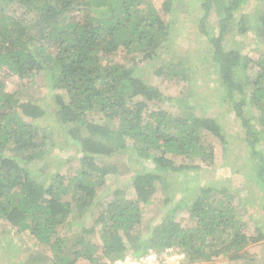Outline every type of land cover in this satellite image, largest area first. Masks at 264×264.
Returning a JSON list of instances; mask_svg holds the SVG:
<instances>
[{"label":"trees","instance_id":"trees-1","mask_svg":"<svg viewBox=\"0 0 264 264\" xmlns=\"http://www.w3.org/2000/svg\"><path fill=\"white\" fill-rule=\"evenodd\" d=\"M187 1L162 0L161 9L169 13L175 3ZM190 1L200 4L207 59L223 101L242 127L235 137L245 146L250 177L264 199V56L243 52L229 37L255 27L264 45V8L245 12L248 0ZM155 4L0 0V222L34 243L26 264H110L128 253L162 254L168 247L183 251L188 264H211L225 256L241 259L264 240L261 227L248 231L235 193L212 185L168 209L149 235L141 233L142 204L167 190L169 173L212 167L215 143L226 153L230 148L217 117L150 107L163 99L162 91L115 60L120 50L133 63L137 57L153 62L166 52L174 26ZM213 9L220 18L208 30ZM42 72L54 92L47 110L20 97ZM156 73L191 79L181 58L164 61ZM9 79L21 86H10ZM46 114L54 115L59 131L79 148L78 167L48 181L36 179L30 168L46 152L48 136L37 120ZM125 151L138 154L140 162L149 159L151 169L133 175L132 198L118 188L96 210L98 190L118 170L109 159ZM181 210L187 215L178 220ZM66 225H76L70 235L60 233Z\"/></svg>","mask_w":264,"mask_h":264},{"label":"rangeland","instance_id":"rangeland-1","mask_svg":"<svg viewBox=\"0 0 264 264\" xmlns=\"http://www.w3.org/2000/svg\"><path fill=\"white\" fill-rule=\"evenodd\" d=\"M155 5L161 9L162 0H156ZM174 8L169 13L161 9L163 18L168 22L172 21L174 30L166 52L160 58L153 62H143L137 57V63H133L125 51L120 50L115 55V60L134 67L135 73L145 82L157 86L162 91L163 99L151 102L150 107L217 117L223 124L230 148L226 153L219 142L215 143L218 158L217 163L212 167L189 170L187 173H169L166 176L167 190L158 192L151 202L142 204L144 219L140 226L141 233L149 235L152 226L158 225L167 216L168 209L174 208L181 200H192L199 193V188L204 185L229 188L235 193V204L247 223L248 231L255 233L257 226L264 230L263 195L250 177L251 170L247 163L245 146L240 139L235 137L242 127L227 101H223L221 90L214 80L216 74L212 70L213 66L210 65V59H207L210 44L198 26L202 14L200 4L198 2L193 6L188 0L183 4L175 3ZM243 8L245 12H256L264 8V0H248ZM213 10L214 12L208 16L206 22L208 30L220 18L215 14L216 9ZM261 35L259 29L254 27L241 33L233 32L229 37L230 41L237 43L243 52L258 57L264 56V45L259 42ZM171 58L185 60L186 66L190 67L191 79L189 81L170 80L156 73V69ZM48 82L44 72L36 76L25 87V91H21L22 101L36 102L47 110L48 103H51L54 95V92L48 88ZM15 83L16 88L21 86L20 82L9 79L10 86ZM37 120L42 135H47L48 139L43 159L34 161L30 166L35 172L33 176L38 180L48 181L56 173L73 172L79 165L76 159L79 156L78 146L59 131L54 115L46 114ZM138 156V154L132 155L125 151L110 157V162L117 164L118 170L110 174L106 184L98 190L95 199L96 210L113 198L118 188L122 189L127 197L132 198L134 195L131 186L133 175L137 171L143 172L145 169H151L152 166L149 159L144 158L145 160L141 162L135 160ZM186 215V211L181 210L177 219L182 220ZM76 225L74 227L66 225L60 233L67 232L70 235L72 233L70 228H75ZM34 246L28 235H20L11 225L0 222V264H26ZM211 264H264V240L249 246L241 259L225 256L213 260Z\"/></svg>","mask_w":264,"mask_h":264},{"label":"built area","instance_id":"built-area-1","mask_svg":"<svg viewBox=\"0 0 264 264\" xmlns=\"http://www.w3.org/2000/svg\"><path fill=\"white\" fill-rule=\"evenodd\" d=\"M110 264H188L186 254L174 247H168L162 254L151 251L143 255L126 254Z\"/></svg>","mask_w":264,"mask_h":264}]
</instances>
